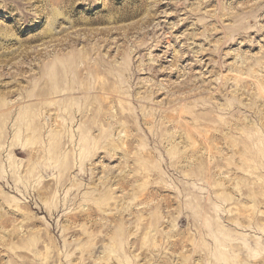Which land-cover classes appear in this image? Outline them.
<instances>
[{"label":"rangeland","instance_id":"obj_1","mask_svg":"<svg viewBox=\"0 0 264 264\" xmlns=\"http://www.w3.org/2000/svg\"><path fill=\"white\" fill-rule=\"evenodd\" d=\"M0 264H264V0H0Z\"/></svg>","mask_w":264,"mask_h":264},{"label":"bare ground","instance_id":"obj_2","mask_svg":"<svg viewBox=\"0 0 264 264\" xmlns=\"http://www.w3.org/2000/svg\"><path fill=\"white\" fill-rule=\"evenodd\" d=\"M76 76L78 75V74H75ZM68 76V75H67ZM64 78H65V75L63 76ZM67 80H69V81H67ZM67 80H65V82L66 83H68V93L70 92L69 90H73L74 91V89L72 88L73 86H72V84L70 83L71 81H70V79H67ZM65 84V83H64ZM72 88V89H71ZM66 138V135L65 134H63V133H61V138H59V139H65ZM57 145H60V142H58L57 143ZM56 146V145H55Z\"/></svg>","mask_w":264,"mask_h":264}]
</instances>
